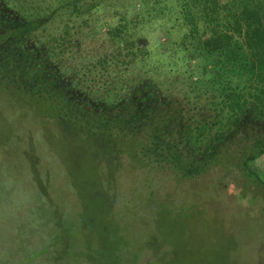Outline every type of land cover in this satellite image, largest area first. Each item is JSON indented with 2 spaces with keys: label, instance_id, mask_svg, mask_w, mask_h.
Returning a JSON list of instances; mask_svg holds the SVG:
<instances>
[{
  "label": "trees",
  "instance_id": "16d2710c",
  "mask_svg": "<svg viewBox=\"0 0 264 264\" xmlns=\"http://www.w3.org/2000/svg\"><path fill=\"white\" fill-rule=\"evenodd\" d=\"M25 1L0 0L5 84L55 106L76 132L130 136L149 166L195 180L219 159L238 161L264 188L250 166L264 159V0H53L39 11L32 1L24 14ZM98 22L105 24L94 28ZM148 37L158 40L160 55L170 53L168 61L152 62ZM92 42L110 50L97 61L104 70L139 62L133 89L105 98L77 91V77L92 65ZM171 67L182 76L174 89L162 78ZM46 235L39 245L52 247L54 236Z\"/></svg>",
  "mask_w": 264,
  "mask_h": 264
},
{
  "label": "rangeland",
  "instance_id": "374dc122",
  "mask_svg": "<svg viewBox=\"0 0 264 264\" xmlns=\"http://www.w3.org/2000/svg\"><path fill=\"white\" fill-rule=\"evenodd\" d=\"M32 1L36 11L54 3L26 0L24 14ZM147 40L152 62L168 61L158 40ZM91 45L77 91L105 98L133 89L139 62L104 70L97 61L110 50ZM174 68L162 77L171 89L182 80ZM90 134L0 75V264H264V188L238 161L219 159L193 180L175 167L149 166L130 136ZM250 166L264 181V159ZM48 232L53 246L39 245Z\"/></svg>",
  "mask_w": 264,
  "mask_h": 264
}]
</instances>
